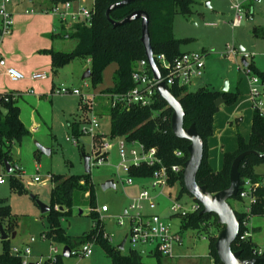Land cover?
Here are the masks:
<instances>
[{"label":"rangeland","instance_id":"1","mask_svg":"<svg viewBox=\"0 0 264 264\" xmlns=\"http://www.w3.org/2000/svg\"><path fill=\"white\" fill-rule=\"evenodd\" d=\"M44 1L19 0V12L25 14L28 10L30 13L25 14L27 19L37 14L51 16L58 30L61 26V19L49 11V9L41 7ZM92 2L93 0H78L75 6L79 3L91 6ZM205 2V0H193L190 12H178L174 19L173 30L175 37L187 39V42L181 45V50L205 54V73L198 82L191 83L188 88L190 91H196L201 87L209 86L222 90L228 82V92H236L240 88L248 97L250 92H246V86H249V80L250 77H253V74L252 72L248 73L246 71L242 63V53L250 55L246 61L253 62L259 67L261 65L264 66V37L254 35L255 26H259L258 24L260 23L262 24L261 26H264V12L259 15L257 14L256 7L261 8L257 6L259 4H255V7L246 5L245 7L252 11L254 17L252 19L245 17L243 22L234 28L232 26V19L234 18L235 12L228 1L213 0L210 6H207ZM50 5L52 7L54 4L51 3ZM45 18L42 17L40 20L44 22ZM21 33L23 35V41H21L19 47H21L20 50L22 51L18 52L24 56L25 61H28L29 57H31L30 54L33 45H36L39 41L43 42L41 37H46L49 34L47 35L41 32L39 28L33 26L23 27ZM46 38L49 39V36ZM77 43L78 40L76 38H58L55 41L54 48L64 52H71L75 49ZM233 46L240 50L236 55L230 54V49ZM241 47L244 48V51H241ZM154 61L159 68L155 56ZM88 68L90 66L87 60L75 59L59 69L55 75L51 64H49L47 70L50 75V80L53 78L58 83L55 87V92L51 91L52 81L50 84L49 80V85L42 83L45 87H42L41 83H38L36 86L34 85L33 95L34 97L35 95L40 97V104L35 101L34 97L30 98L28 96L20 97L18 101L22 121L27 128L37 126V131L26 136L21 143H14L12 148V163L15 166V172L12 173L13 175L7 172L0 154V175L5 176L4 182L0 184V202L8 206L10 211L9 214H4L0 218V225L3 226L9 235L10 250L30 246L35 255V260L42 253H47L51 247V241L43 238V232L50 226V220L47 213L42 212L37 202L40 201L45 204H50L53 184L51 180L47 179L48 175L69 176L73 174H84L85 167L82 154L92 153L93 137L91 134H82L78 137V145L74 141L67 140V137L74 138L68 126L69 119L72 120L75 116L82 123L81 128H83L88 125L89 119L91 118L90 110H92L96 112V115H99L98 117L102 122L100 130L106 133L110 132V121L106 111V106L109 101L103 98L105 96L104 90L113 86V75L117 68L116 63H112L105 68L101 82L93 85L90 78L86 79L90 84L89 90L86 89V91L88 90L89 94L96 97L94 101H90L86 105V108L90 109L87 112H84L78 104L77 112L69 114L68 110L76 106L78 97L72 94L57 93V88L62 85L72 88L83 87L85 80H82V75ZM9 85L12 86L11 84ZM13 92L20 96V94L23 95L27 91ZM241 96L242 93L233 104L224 102L223 112H226V109L233 111L239 107H243L244 99ZM247 100L249 102V99ZM249 104H253L252 98ZM34 120L39 124L34 125ZM237 125L240 126L244 136L250 134V126H246L244 120L238 121L236 118H233L232 126L235 128ZM227 126L230 125L227 124ZM227 136L226 141L223 142L225 147H228L232 143L234 144V148H236V143L233 138L234 134L230 132ZM38 144L50 148V154L41 151L38 148ZM220 162V168H222L224 153L221 152ZM119 163L120 156L115 145L106 163L91 168V178L96 191L97 205L100 208L106 205L108 211L102 214L98 211L97 223L93 225V219L89 215V212L93 209L89 207L86 201L87 198L85 196L87 195H79L80 205H76L73 208V215L68 218H60L61 226L64 228L67 236L76 238L96 226V228L99 227V230H102L103 236L105 233L110 236L112 246L118 247L129 232V219L125 211L129 209L133 200L138 198L143 188L150 190L157 203L155 212L159 213L165 220L170 221L173 230H178L180 218L172 215V202L178 201L187 210L192 209L193 205L197 204L194 196L184 191L179 182L173 185H167L165 188H153L151 179L147 178L141 180L136 179L134 185L131 186L125 184L122 180L126 178L125 173L117 172V165ZM16 168L22 171L20 172L19 169L16 171ZM256 171L264 174V163L257 165ZM19 173H21L22 177H20ZM36 175L40 176L42 179L41 182L33 180ZM15 179L23 183L22 190L18 188L13 189L12 180ZM109 179H113L116 186L103 189L102 185ZM232 204L237 210L242 209L245 205V203H239L234 199L232 200ZM80 209L83 210L80 211ZM121 217L124 219L123 225L119 223ZM262 222H264V219ZM9 223L13 227L12 233H16L14 238L12 234H9ZM259 233L256 235L258 242L261 238L264 239V224L263 231L261 234ZM185 234L186 246L181 250L182 255L189 257L185 264H208V259L198 257H207L209 251L208 238L204 234L198 235L197 231L191 229L186 230ZM93 239L95 238L93 237ZM261 245L264 246V243ZM5 247L0 230V253L4 251ZM130 249L135 248L132 247L129 241H126L122 252L127 254ZM141 249L139 247V250ZM143 249L146 250V253L142 254L144 262L156 264L157 257L149 254L150 247L146 246ZM211 260H213L212 257ZM64 264H111V258L107 255L102 244L94 242L93 253L90 257H64Z\"/></svg>","mask_w":264,"mask_h":264},{"label":"trees","instance_id":"2","mask_svg":"<svg viewBox=\"0 0 264 264\" xmlns=\"http://www.w3.org/2000/svg\"><path fill=\"white\" fill-rule=\"evenodd\" d=\"M53 4L63 3L69 0H51ZM122 0H93L94 13L90 24L85 22H75L67 27L61 22L59 29L53 33L52 39L76 38L77 46L71 52L57 50L54 47L43 50L51 56V68L54 73L75 59L90 60L92 71L91 81L95 85L102 81V74L106 67L112 63L117 64L113 75V86L104 90V98L108 100L106 106L107 115L110 121L109 135L112 137L124 136L128 140H138L148 147H157L162 162L171 167L174 164L183 165L189 157L187 147L189 140L178 138L171 129L172 109L167 102L157 92L154 102L149 106L133 105L131 108H124L121 105L112 106L110 94H124L136 86L133 80V72L138 68L140 62L147 59L145 47L141 41L142 21L134 20L120 26H113L106 17V10L112 4ZM193 0H135L129 4L120 6L111 12L114 20H121L135 10H145L149 14V32L154 55L164 54L169 61L184 53L181 45L187 39L176 38L174 35V19L178 12L188 13ZM254 35L264 37V26H255ZM250 68L253 76H256L264 84V69H259L253 62L243 61ZM159 64V63H158ZM148 74H153L150 66H147ZM172 93L178 98L186 111L184 125L189 127L195 124L197 131L204 140V156L201 167L197 174V181L201 185H206L212 193H217L230 184V171L234 159L242 152L248 150L257 151L256 154L246 156L240 163L239 171L241 185L237 196L230 199L239 203L248 201L241 196L245 189L247 179L258 185L254 189L255 201L251 203V211L245 208L237 210L233 204L238 219L240 220V231L237 239L232 244L234 251H240L242 259L264 258V252L259 254V246L252 239V236L243 238L248 227L244 221L248 217L264 216V177L256 171V166L264 163V112L258 106L253 107V118L251 132L245 138L240 130L235 135L236 149L224 152V163L221 169L216 170L209 162L208 142L214 134V117L220 110L216 105V100L223 94L225 103H235L241 91L223 92L210 88H199L190 91L188 85L170 87ZM84 112L90 110L86 105L79 102ZM1 107L7 109L4 114ZM91 111V110H90ZM81 122L74 118L68 121V126L73 135L78 138L82 135ZM31 131L21 119V109L18 101L11 93L0 94V154L4 161L12 163V148L14 143L21 141ZM104 137V134H97L96 140ZM5 147V148H3ZM180 150L183 156H177L175 151ZM38 151V150H37ZM156 167L141 166L132 167L129 175L136 179H149ZM17 171V170H16ZM15 172V169L14 171ZM13 175V174H12ZM51 175L53 184L51 189V210L47 213L50 226L43 232L46 238L52 242L75 247L88 241L100 243L104 247L107 255L111 258V264H148L144 262L143 255L137 249H130L124 254L118 247L111 245L110 240L103 236L102 230L94 226L76 238L67 236L61 226L60 218H68L73 215V208L80 205V196L87 195L89 207L93 210L89 215L93 219V225L97 223L98 212L96 209L97 197L90 173L65 175ZM13 189H23L20 180H12ZM180 183L182 189L187 191L183 182V173L170 172L168 185ZM188 192V191H187ZM36 198V197H35ZM0 218L4 214H9V208L0 202ZM199 204V203H198ZM61 207H63L61 209ZM83 209H80L82 211ZM202 206L187 214L173 215L180 218V228L182 231H197L198 235H203L209 240V255L216 264H221L215 243L222 225L218 224L215 214H202ZM13 227L9 223L8 231L12 234ZM11 231V232H10ZM95 238L92 240V238ZM5 249L0 253V264H22V259L13 254L10 250V238L4 239ZM156 264H170L168 257L156 253ZM48 264V263H47ZM57 264H64V257L60 256ZM257 264H264V260Z\"/></svg>","mask_w":264,"mask_h":264},{"label":"built area","instance_id":"3","mask_svg":"<svg viewBox=\"0 0 264 264\" xmlns=\"http://www.w3.org/2000/svg\"><path fill=\"white\" fill-rule=\"evenodd\" d=\"M207 1V0H205ZM213 1V0H209ZM231 5V8L235 12L232 19V26L238 27L245 17L252 19L254 14L246 5L254 6L255 4H262L264 0H225ZM11 0H0V43L3 38L12 33L14 27V16L9 10L8 5ZM78 0H69L63 3H55L49 9L53 14L60 17L61 22L66 23L67 27L72 26L75 22H85L90 24L93 18L94 6L93 2L91 6H87L83 3H79L75 6ZM250 2V3H247ZM245 7V8H244ZM242 51V50H241ZM240 50L235 46L230 49L231 55H236ZM242 63L250 57L249 54L242 53ZM155 56V55H154ZM159 63L160 79L154 78L153 74H148L147 66L149 62L144 59L140 62L138 68L133 72V80L136 82V86L124 94H110L112 106L121 105L124 108H131L133 105L149 106L154 102L155 94L158 92L157 87L161 82H165L170 88L173 85L184 86L190 85L195 82V79L200 80L204 75L206 69L205 54L199 52H184L180 56L176 57L172 61H169L164 54H158L155 56ZM244 64V63H243ZM246 71L250 73V68L244 64ZM7 76L11 81L19 82L26 78L24 73L16 68L8 65L7 60L0 55V76ZM48 77L46 71H35L31 74L32 80H43ZM250 95L252 98L253 107L258 106L262 112H264V84L256 76L250 77ZM90 84L88 81H84L83 87L72 88L65 85L57 88L58 94H72L80 98L82 105H88L90 101H94L96 97L89 94ZM86 89H88L86 91ZM55 92V89L54 91ZM18 94L13 97H18ZM99 115L91 110V118L88 125L81 128L82 134H91L93 137L92 153L90 159V167H96L106 163L109 159L111 151L114 146H117L118 154L120 156V163L117 165V172H123L126 175L123 182L127 185H133L136 178L129 175L132 167L151 166L156 167L153 175L149 178L152 182L153 188H165L168 185L170 172L179 173L183 171L184 164H174L171 167L165 165L162 162L157 147H148L144 143L138 140H128L124 136L112 137L109 133L100 132L102 122ZM97 134H104V137L96 140ZM68 141H74L75 144H79L78 138L67 137ZM177 156L182 157L183 152L180 150L175 151ZM19 168H16V170ZM21 172L22 170L19 169ZM20 177H22L21 173ZM47 179L51 180L49 174ZM5 180V176L0 175V184ZM34 181L41 182L42 179L39 175L33 178ZM257 183H252L247 179L245 182V189L241 192V196L248 201L245 210L251 211V203L255 201L254 189ZM157 203L155 197L152 195L149 189L143 188L137 199H134L129 209L125 214L129 219V232L127 234V241H129L133 248L139 250L141 254L146 253L143 247H150L149 254L151 256L156 253L162 254L167 257H173L175 255V248L184 245V237L181 228L173 230L170 221L165 220L159 213L155 212ZM200 205L197 203L193 205L192 209L187 210L178 201H173L171 204L172 215H183L189 212L197 210ZM96 211L103 212L108 211V207L103 205L98 207ZM251 217H248L244 224L248 229L244 232L243 238L251 236ZM120 224H124V219L120 218ZM180 227V226H179ZM105 238L110 236L105 233ZM46 238V235H43ZM93 241H88L83 244H79L75 247H70L69 256L90 257L93 253ZM51 241V247L47 253H42L35 260L32 248L25 246L22 248H13L12 253L19 256L22 259V264H57L60 256H64V247ZM263 248H259L258 253L262 254ZM213 264H216L213 260ZM222 264V263H221Z\"/></svg>","mask_w":264,"mask_h":264},{"label":"water","instance_id":"4","mask_svg":"<svg viewBox=\"0 0 264 264\" xmlns=\"http://www.w3.org/2000/svg\"><path fill=\"white\" fill-rule=\"evenodd\" d=\"M135 0H122L118 3L112 4L106 10V17L109 22L113 24V26H120L126 23H130L134 20L141 19L142 21V36L141 41L145 47L146 57L149 62V66L152 70L153 76L155 79H160V71L154 61V53L151 45V38L149 32V14L145 10H135L125 18L121 20H114L111 17V12L123 5L129 4ZM207 6L211 5V1L207 0ZM243 51L244 48H241ZM92 71L91 68L86 69V71L82 75V80H86L91 78ZM198 79H195L197 82ZM158 93L161 97L167 102L168 106L172 109V116H171V129L173 133L181 139L189 140V145L187 147L189 157L184 163L183 173V182L186 190L194 196L197 200V203L202 206V214H215L217 217L218 224L222 225V229L218 234L215 248L218 253V257L222 264H257L264 260V258H252V259H242L240 257V251H234L232 249V244L235 242L239 235L240 231V220L238 219L236 212L230 203V199L237 196L240 185H241V178H240V171L239 166L241 161L250 154H256L257 151L255 150H248L239 154L233 161L231 171H230V184L225 189L217 192L212 193L208 190L206 185H201L197 181V174L201 167L203 156H204V140L202 136L196 129L195 124H192L189 127H185L184 120L186 111L183 108L181 101L176 98V96L172 93L170 88L166 85L165 82H161L158 84L157 87ZM223 92L228 91V84L226 83L224 88L222 89ZM225 102L223 94L216 100V105L220 107L222 103ZM1 110L4 114L7 113V109L1 107ZM38 148L50 154L51 149L43 147L42 145L38 144ZM84 159V167L85 173L91 172L90 167V159L91 155L83 153ZM5 167L8 173L12 174L14 168L11 166V163L6 161ZM103 189H108L111 187H115V182L113 179L107 180L103 185ZM42 209L43 213H48L51 210L50 204H45L40 201H37ZM63 207H61L62 209ZM126 212V211H125ZM1 230V237L2 239L9 238V235L5 231L2 225H0ZM16 233H12V237L14 238ZM127 241V236L118 245L120 250H123L125 247V243ZM70 255V246L66 245L64 247V256L69 257Z\"/></svg>","mask_w":264,"mask_h":264},{"label":"crops","instance_id":"5","mask_svg":"<svg viewBox=\"0 0 264 264\" xmlns=\"http://www.w3.org/2000/svg\"><path fill=\"white\" fill-rule=\"evenodd\" d=\"M18 2H19V0H11L10 4L8 5L9 10L13 13L15 23H14L12 33L9 34L8 36H6L5 38H3L2 42L0 43V55H2V57H4L7 60L8 65H10V66L16 68L17 70L21 71L26 76V78L24 80L19 81V82L11 81L5 75L0 76V93L3 91H5L4 93H11L12 92V96H13L16 94L13 91H18V92L27 91V92H24L25 94H23V95L20 94V96L14 97V99H16L17 101H19L20 97H24V96L25 97L28 96L30 98L34 97V95H33V91L35 89L34 85L36 86L38 83H41V84L46 83V85L47 84L49 85L50 75H49L47 68H48L49 64H52V60H51V56L47 53H44L43 50L54 47L56 40L52 39V35L54 32L57 31L55 23H53L51 16H46L43 14H37L36 16H33L32 18L27 19L25 17L26 16L25 14H29L30 12L28 10L25 12V14H23L22 12H19V9H18L19 3ZM43 3L44 4L41 5V7H43V8L45 7L44 9H50L49 7H51L50 4L52 3L51 0H45ZM247 3H250V2H247ZM257 6L261 7V8L256 7L257 14L258 15L262 14L264 12V10H263L264 2L262 4L257 5ZM253 7H255V5ZM42 17H46L44 19V22H42L40 20ZM258 25L261 26L262 24L260 23ZM28 26L37 27L41 30V32H44L47 35L49 34L48 35L49 39L46 38L48 36H46V37L42 36L41 38H42L43 42L39 41V42H37L36 45H33L32 52L30 54L31 57H29L28 61H25L24 56L21 53H19L18 51H22V50H20L21 47H19V45L21 44V41H23L22 40L23 35L21 33V30L23 27L27 28ZM241 48H243V47H241ZM182 51L188 52V51H184V50H182ZM87 62L89 63V66H90V60H87ZM257 67L259 69H264V66H262V65H261V67H259V66H257ZM35 71H46L48 73V77L46 79H43V80H32L31 74ZM57 73H58V71H57ZM57 73H54V74L56 75ZM51 81H52V84H51ZM9 84H11L12 86H10ZM50 84H51V91L53 92L58 83H56L55 80L52 78L50 80ZM227 84H228V82H227ZM41 86L45 87L43 84ZM230 86H231V84H230ZM75 88H79V87H75ZM205 88H210V89H213L216 91H222L219 88H212L209 86H205ZM228 90H229V85H228ZM239 90L242 93L241 98L244 99L243 107H239L233 111L226 109V112H223L224 106L222 103L220 105V110H222V111L220 112V110H219L215 114V117H214V134L209 139V142H208V155H209L210 164L216 170L221 169L220 165H221L222 161L220 162V152L224 153L226 151H234L236 149V148H234V144H232V143H230V145L228 147H225V145L223 143L226 141V139L228 137L227 135L230 132L234 134V136H233L234 141H235V135H236L237 131L240 130V132H241L239 125H237L235 128L232 126L233 125V118H236L238 121L244 120L246 126H248V125L250 126V132H251V125H252V118H253V104H249L250 99H251L250 95L247 97L246 93L242 89L239 88ZM40 92H43V91H40ZM246 92L247 93L250 92V83H249V86H246ZM34 99H35V101H37L38 104H40V102H41L40 97H37V95H35ZM247 99H249V102ZM79 102H80V98L78 97L76 106L72 107L68 110L69 114H74L75 112H77V110H78L77 106H78ZM247 103H248V105H246ZM35 124H39V123H37L34 120V125ZM227 124H229L230 126H227ZM29 129H30L31 134H32V132L37 131V126H32ZM100 132L106 133V132H103L101 130H100ZM249 135L248 136L243 135V136L245 138H248ZM261 175L264 177V174H261ZM139 180H141V179H139ZM245 205L243 208H245ZM263 219H264V216H253L250 219L252 239L261 248L264 247L261 245L262 243H264V239L260 237L261 239L258 242L257 241L258 237H256V235L258 234V232H260L259 234H261V232L263 231V224H264V222H262ZM182 234L184 237V245L180 246V247L179 246L176 247L175 248V255L173 257H168L169 258L168 261L170 264H185L186 261L189 259L188 256L181 254V250L186 246L185 231H182ZM195 237H197V236L195 235ZM261 240H262V242H261ZM208 249H209V246H208ZM198 257H202L201 259H208V264H213V260H211V256L209 255V251H208L207 257H205V258L203 256H198ZM193 260L196 261L194 258H193Z\"/></svg>","mask_w":264,"mask_h":264}]
</instances>
